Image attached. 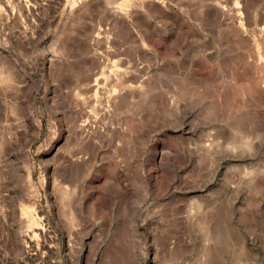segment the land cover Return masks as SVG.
I'll use <instances>...</instances> for the list:
<instances>
[{
    "label": "rangeland",
    "instance_id": "rangeland-1",
    "mask_svg": "<svg viewBox=\"0 0 264 264\" xmlns=\"http://www.w3.org/2000/svg\"><path fill=\"white\" fill-rule=\"evenodd\" d=\"M0 81V264H264V0H0Z\"/></svg>",
    "mask_w": 264,
    "mask_h": 264
},
{
    "label": "bare ground",
    "instance_id": "bare-ground-1",
    "mask_svg": "<svg viewBox=\"0 0 264 264\" xmlns=\"http://www.w3.org/2000/svg\"><path fill=\"white\" fill-rule=\"evenodd\" d=\"M8 81V80H7ZM0 82H2V81H0ZM6 83V82H5Z\"/></svg>",
    "mask_w": 264,
    "mask_h": 264
}]
</instances>
